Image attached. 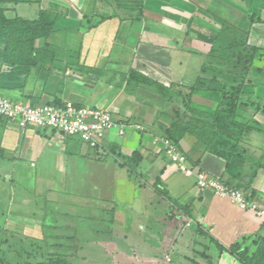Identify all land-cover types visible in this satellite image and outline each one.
Segmentation results:
<instances>
[{
	"label": "crops",
	"instance_id": "crops-1",
	"mask_svg": "<svg viewBox=\"0 0 264 264\" xmlns=\"http://www.w3.org/2000/svg\"><path fill=\"white\" fill-rule=\"evenodd\" d=\"M32 1L2 4L9 17L32 19L41 10L54 13L55 30L48 41L56 60L19 80L10 79L4 65L0 68V94L27 97L36 104L71 101L82 105L85 94L80 90L74 97L70 95L71 84L94 90L102 74L96 64L106 57L104 67L113 68L117 78L112 81L118 83L114 89L104 90L100 108L109 109L116 122L144 127H132L128 137L108 133L93 156L66 134L61 138L54 130L42 133L40 128L16 122L19 133L0 119L11 131L0 136V172L10 164L19 168L24 159L29 167L51 172L40 178L36 194L45 196L46 206L56 207V214L49 217L45 207H38L34 192L17 194L24 184L0 176V264H49L50 252L62 254V264L72 260L81 264H264L261 218L229 195L201 189L195 176L186 175L172 162L162 141L175 121L192 124L181 138L188 143L190 164L264 206V59L256 57L252 65L247 62L238 67L230 60L235 37L244 45L233 49L254 54L264 51V0H36L39 11H34ZM20 5L24 7L18 11ZM64 13L67 20L61 17ZM74 20L88 21V28L62 23ZM60 30L81 38L80 49L73 48L72 41L66 47L57 46ZM97 30L99 34H93ZM119 38L124 41L120 50L114 45ZM133 70L169 87L167 94L140 84L142 78L132 77ZM244 73V83L236 81H242ZM240 84V119L257 129L244 133L236 153L227 160L198 138V130H192L198 122L190 108L214 114L229 103L222 88L235 90ZM67 87L72 99L64 95ZM6 149L13 151L12 156L4 154ZM104 149L115 152L116 160L125 157L128 166L119 160L114 172L119 169V176L133 183L134 192L138 188L146 195L141 209L154 215L156 232L149 233L151 226L141 221L137 232L132 224L127 226L134 208L118 210L117 203H108L117 199L90 197L80 190L63 192L71 185L87 189L99 184L103 164L96 174L95 162ZM127 167L145 175L136 172L141 177L133 178ZM70 169L75 172L68 180ZM60 172H67L61 183ZM9 190L22 199V207H10L17 197L13 200ZM76 215L81 216L84 227L75 224ZM50 218L55 220L49 222ZM103 233L110 238L99 239ZM88 243L100 246L105 258L95 257L93 249L85 251ZM82 248L85 254L79 253Z\"/></svg>",
	"mask_w": 264,
	"mask_h": 264
},
{
	"label": "trees",
	"instance_id": "trees-1",
	"mask_svg": "<svg viewBox=\"0 0 264 264\" xmlns=\"http://www.w3.org/2000/svg\"><path fill=\"white\" fill-rule=\"evenodd\" d=\"M0 68L6 66V74L11 77L26 78L34 68H44L52 65L56 60V55L50 48L48 41L49 37L54 32L55 18L54 13L49 11H40L36 18H23L20 16L9 17L6 14L7 7L3 6V2L8 0H0ZM236 42L231 43L232 56L231 62L234 66L238 67L240 63H250L258 57L260 60L264 59V51L258 52L257 54L242 52L239 47L242 44L237 37ZM246 46V45H245ZM245 53V54H244ZM131 76H140L142 79L140 84L145 85L149 88L155 89L160 94H167L169 87L164 84L142 75L137 71L133 70ZM244 73L240 79L236 81L244 83ZM139 82V81H138ZM240 87L236 86L235 90L232 88L229 91L222 88L221 92L228 100L227 106H222L217 109L214 114H207L203 111L192 109L195 114L193 117L198 123L194 125L193 131L198 130V138L206 143L207 147L211 151L222 155L227 160L233 156L238 148V144L241 141V137L245 132L253 129H257L252 126L250 122L241 121L240 117L243 113L239 109ZM29 98H24L28 100ZM36 104V102L32 101ZM48 103L61 105L62 101H52ZM192 124L182 125L180 122L175 121L167 129V137L172 139L177 145L181 138L186 132H190ZM192 131V132H193ZM188 155V153H186ZM51 256L49 264H62L63 255L60 253L49 254ZM61 257V258H59Z\"/></svg>",
	"mask_w": 264,
	"mask_h": 264
},
{
	"label": "rangeland",
	"instance_id": "rangeland-1",
	"mask_svg": "<svg viewBox=\"0 0 264 264\" xmlns=\"http://www.w3.org/2000/svg\"><path fill=\"white\" fill-rule=\"evenodd\" d=\"M25 2V1H24ZM33 3V9L34 11L38 10L39 11V6L37 4V1L34 0L32 1ZM19 10H22L24 7V5H20L18 6ZM30 10L31 7H30ZM29 10V12H30ZM28 12V13H29ZM31 13V12H30ZM121 14H124L123 11L120 12ZM127 14V13H125ZM10 16L13 15V13H9ZM62 18H64V20H67V16L66 14H62L61 16ZM95 21V20H94ZM236 22H238V20L236 19ZM64 23V25H66L67 27H81V25H83L82 27H84V29H87L88 28V25H89V22L88 21H78V20H74V22L70 23V22H62ZM78 25V26H77ZM83 30V32H85V30L83 28H81ZM99 30V29H98ZM98 30L95 31V33L93 34H99L98 33ZM67 30H60L58 33H57V37H56V44L57 46L59 47H66L70 42L72 41L73 42V45L75 49H80V39L81 38H78V37H72L74 36V34H72V32H70L68 35H67ZM96 35H92L91 37L94 38ZM82 37V36H81ZM121 37V36H120ZM114 45L116 46L115 49H122V47L124 46V41H121L120 38L118 39V41H115L114 40ZM100 51V50H99ZM106 54V53H104ZM102 54V55H104ZM126 54L130 55V52L129 51H126ZM103 60H101V62H98L96 64V67H98L100 69V71L102 70V74H99L98 77H99V81L96 83L95 85V89H91V88H87V87H78L79 85L75 84L74 82L71 84V94L73 97L74 95H77V92L76 91H80L82 90V92L85 94L84 95V98L86 99L82 104V105H86V106H90V107H101L100 105V102L101 100L100 97L101 95H103L104 93V90H107V88H110L112 87V89H114L116 87V84L118 83L117 81H112V79H116L117 76L116 75H113V68L112 67H107L106 66L104 67V64L108 61V58L104 57L102 58ZM100 63V64H99ZM109 69V71L107 70ZM71 81V80H70ZM76 81V80H75ZM109 86V87H108ZM111 89V88H110ZM67 92H68V87L66 88V92H65V97L66 98H69V99H72L70 97L67 96ZM11 99H14V100H24V98H11ZM76 99V98H75ZM2 122H6L7 124H9V129H12V130H15L16 132H21L20 128L17 127L15 124L16 122H11L7 119H3ZM41 129V132L43 133L44 131H51L52 129L50 128H40ZM8 129L5 128L4 125L1 124L0 122V136H3L5 134V131H7ZM134 129L130 128V126L127 127L126 129V137H128L132 132H133ZM14 131V132H15ZM7 132H11L10 130H8ZM59 136L61 138H65L66 135L62 132H58L56 131ZM69 136V135H68ZM124 136V137H125ZM71 137V136H70ZM70 140H73V141H76L77 142V145L79 147H84V151L87 153H89L88 155H93L95 156L96 155V151L92 148H90L89 146H87L81 139L79 138H72ZM178 146L179 148L184 152V153H188L189 151V146H188V143L186 140H181L178 142ZM115 148V147H114ZM112 149V147L110 148ZM110 149H104L102 152H101V159H98L96 160V174L100 168V165L103 164L101 167V170L98 172L99 174H101L100 176V182L99 184H97V186H94L91 184L90 188H87V189H84V188H80V189H74L71 186H69V188H65L63 189V192L65 193H68L70 191V193H75L76 190H80V193L81 192H87L86 195L88 196H93V195H102L103 198H108L110 200H115L117 199V202H108V203H111V204H116L117 207H118V210H120L122 207L123 209H126L127 207H132L134 208L133 209V212H131L129 215V218H128V222L126 223L127 226L130 224H132L134 227V231L137 232V226L139 227V224H138V221H141L143 222L144 224L146 225H150L151 228L148 230L149 233L151 232H156L157 230V225H154L155 223H157V220L153 217L154 215L153 214H150L151 212H145L143 213L142 209H141V206L143 205V199H145L146 195L143 193L142 190L136 188V192H134V187H133V183H131L128 178L126 179L124 176H119L120 175V170L117 169L115 172H114V167H117L118 164L120 165V162L119 160L125 162L126 166H128L126 160H125V157H122L120 158L119 157V160H116L113 155L115 152H113L112 150ZM116 151V150H115ZM12 153L13 151L12 150H8L6 149L5 150V155L10 157L12 156ZM87 155V156H88ZM93 160V159H92ZM116 160V161H115ZM89 163L93 162V161H88ZM21 163L20 167L18 168H12L11 166L13 164H10L9 166H7V169H3L2 172H0V176L1 177H7L8 179H13V182L14 184L16 185H19L20 183L24 184L22 185L18 191H17V194L20 192V191H25V192H34V200L38 202V207L40 208H46V210H48V216L49 217H53L55 214H56V211H55V205H52V207H49V206H46V203H45V196H41L39 194H36V188L37 186L41 183L40 182V178H45V176H49L51 174V172H48L46 170H40V167L37 166V167H29V165H25L27 163L26 159H24V161H19V164ZM29 164V163H28ZM106 164V165H105ZM22 166L24 168V170L22 169ZM88 167H90L88 165ZM124 167V166H122ZM128 170L130 171L129 175L132 176L133 178H137V177H141V176H138L137 173L139 175H145L144 171H138V170H135V169H130L129 167H127ZM126 169V167H125ZM133 172H132V171ZM82 170H80L79 172H81ZM75 170L73 169H70L69 172H68V180H71L72 177H71V174L74 173ZM93 172V171H92ZM137 172V173H136ZM57 173V172H56ZM78 173V172H77ZM60 177L57 175V177L59 178V181L60 183L61 182H64V178L67 174V172L65 173H59ZM45 175V176H43ZM131 177V178H132ZM183 177V175L181 176ZM131 181H133V179H130ZM141 180V179H140ZM7 181V185H9V180H6ZM17 182H20V183H17ZM134 182V181H133ZM131 183V185H130ZM90 192V194H88ZM12 191L9 190V195H11V197H13V200H15V198L17 197V195H12ZM2 195V194H1ZM7 196V195H6ZM5 196V197H6ZM16 203L14 204V201L12 202V205L10 206L11 208H14V209H17L19 207H22L21 206V203H22V199H20L19 197L16 198ZM146 200V199H145ZM107 203V205L109 206V204ZM34 206L36 207V209H39L37 208V206L34 204ZM25 211V208H20L21 211ZM153 213V211H152ZM151 215V216H150ZM75 217H77V219L74 221L75 224L79 227L80 225H82L84 227V222L81 220V216L80 215H76ZM55 218V217H54ZM56 219V218H55ZM53 219V220H55ZM49 222H52L53 220L50 218L48 219ZM108 233H103V235H100L99 239H108L110 238L111 235H107ZM136 240H140L138 237H135ZM97 244V242H96ZM95 250L94 252V256L95 257H102V258H105L106 256V253L104 252V250H102V248L99 246V247H92L89 243H88V246L86 247L85 251H92ZM81 250V249H80ZM102 250V252H101ZM79 253L81 254H85V252L83 251V248H82V252L79 251ZM92 264L94 262H91ZM101 264H104L102 262H99ZM71 264H81V262H77L76 260H72V263ZM82 264H85V263H82Z\"/></svg>",
	"mask_w": 264,
	"mask_h": 264
},
{
	"label": "built area",
	"instance_id": "built-area-1",
	"mask_svg": "<svg viewBox=\"0 0 264 264\" xmlns=\"http://www.w3.org/2000/svg\"><path fill=\"white\" fill-rule=\"evenodd\" d=\"M0 119H7L33 128H50L71 137L81 139L87 146L97 149L105 136L113 131L119 136L130 128H143L139 123L116 122L109 109L90 107L66 101L61 105L53 103L35 104L30 100H14L0 94ZM165 152L178 168L188 176H195L201 189H210L216 194L229 195L244 210L254 211L264 224V206L249 198L242 190L228 186L219 177L204 170H196L189 157L169 137L162 138Z\"/></svg>",
	"mask_w": 264,
	"mask_h": 264
}]
</instances>
